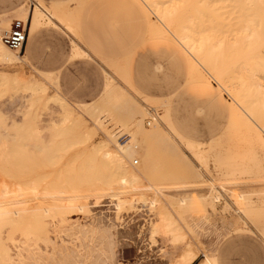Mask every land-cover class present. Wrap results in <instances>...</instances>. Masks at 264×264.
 <instances>
[{
	"label": "bare ground",
	"instance_id": "6f19581e",
	"mask_svg": "<svg viewBox=\"0 0 264 264\" xmlns=\"http://www.w3.org/2000/svg\"><path fill=\"white\" fill-rule=\"evenodd\" d=\"M139 1L147 13L154 16V22L148 26L153 33L169 37L183 50L189 64V75L205 81L201 71L207 72L240 108V111L233 109L234 113L231 112L233 116L235 114V119H232L236 120V125H231L237 127L235 129L247 148L242 153L226 157L214 156V165L220 167L226 165L228 160L237 163L258 158L259 151L264 154V139L259 133H264V0ZM61 7L59 4L46 6L39 1L22 8L17 19L26 23L27 37L28 32L39 27L55 26L54 20L71 33L76 28L72 26L77 9L69 8L63 12ZM11 25L8 26V20L0 18V66L15 69L12 73L0 70V89L19 88L30 92L28 106L32 108L45 89L34 77L26 78L22 72L25 67L34 71L22 56L24 47L20 51H12L3 44L2 37ZM81 55L80 48L72 41V57ZM113 86L111 80L106 78L103 95L97 101L85 105H72L58 95L50 98L60 105L62 114L59 123L50 125L48 141L41 140L42 130L36 126V115L30 114V109L24 111L21 126L12 124L9 127L0 116V264H46L47 257L54 264H121L116 257L122 221L120 212H137L135 204L140 202L152 212L161 200L167 202L170 210L160 206L155 212V219L148 222L149 243L156 245L162 239L173 246L184 244L185 249L172 264H193L196 261L197 253L186 243L187 234L186 231L183 233L182 225L190 230L185 221L189 214L198 213L202 219L211 220L217 214L218 205H221L220 195L210 191L184 196L185 190L203 186L205 180L201 174L192 182L183 180L170 184L164 182L163 185L153 184L149 179L155 171L153 149H170L178 156L176 144H181L194 161L203 167L206 166V158L199 148L203 144L184 140L174 131L169 121L167 100L160 101L164 109L161 115L156 111L155 116L148 113L153 122L147 121L149 129L143 126L144 114L139 118L131 117L128 125L120 121L112 114V109L124 99L126 93ZM244 116L251 124L247 123ZM110 127L114 130H110ZM122 134L126 135L124 143L119 141ZM97 135L99 139L93 141ZM72 149H75V154H71L74 155L70 156L63 169L57 170L55 180H48V183L40 186L36 174L38 179L32 177L30 183L20 184L16 181V173L21 174L26 166H32L33 152L38 151L40 154L38 157L37 154L33 156V160L36 161V157L44 158L47 164L54 165V159L62 158ZM26 159L30 166L23 164ZM136 160L141 161L139 168L134 166V162L138 163ZM246 164L240 172L243 177L255 173ZM37 172L40 173V170L34 173ZM234 172H229L232 178L228 181L244 182L233 183L239 188H232L234 190L230 197L239 214L230 224L234 229L232 231L241 233L247 231L240 226L241 215L255 207L264 208V187H260L261 180L258 182L259 189H255L251 184L257 180L249 177L233 179ZM257 172L263 173L264 167ZM47 174L45 181L50 175ZM257 193L263 194V197L255 200L253 196ZM107 196L112 204L116 202L118 206L115 224L97 221L91 212L90 199L98 205ZM228 208L229 205L223 203L221 211H227ZM73 216L81 217L82 221L79 218L72 220ZM260 217L263 218L264 214ZM48 226L54 229V239L49 236ZM261 233L264 236V229ZM15 234L24 240H15ZM56 241L60 244L57 245ZM48 247L50 254L46 252ZM200 264H216L214 255L207 256Z\"/></svg>",
	"mask_w": 264,
	"mask_h": 264
},
{
	"label": "rangeland",
	"instance_id": "374dc122",
	"mask_svg": "<svg viewBox=\"0 0 264 264\" xmlns=\"http://www.w3.org/2000/svg\"><path fill=\"white\" fill-rule=\"evenodd\" d=\"M44 2L47 6L64 2L65 4H62L61 7L63 12L68 11L69 8L77 9L72 26L77 29H73V32L70 33L54 20L55 26L41 31L34 47L26 56L34 71L25 67L22 72L26 78L34 77L35 81L43 85L45 91L42 93L43 95H39L40 100L36 101L32 108H29L30 92L24 90L23 92L19 88L18 90L1 88L0 116L3 121L5 120V125L9 127L12 124L21 126L24 122L23 115L27 112L26 109H30V114L36 115V126L42 130L41 140L48 141L50 125L59 123L60 114H62L60 105L50 98L58 95L73 104L92 102L98 98L105 77L111 80L115 89L117 87L126 93L124 99L112 109V114L127 125L130 123L131 117L139 118L144 114L146 117L143 119V126L145 129H149L148 122H152V117L148 116V113L153 116L156 113L161 115L164 109L161 107L160 101L168 98L170 120L175 130L185 138L203 144L199 148L206 158V166L201 167L195 162L181 144H176L178 156L173 154L170 149L159 150L156 148L153 149L155 171H153L151 179H148L153 184L161 185L162 183L163 185L164 182L170 184L183 182V180L192 182L195 177L201 174L205 180L204 187L189 188L183 192L184 196H195L214 191L221 198L217 214L212 216L211 220L208 219L209 221L202 219L198 213L186 215L185 221L190 230L185 225L188 233L183 225L182 229L183 233L185 234L186 231L187 234L185 235L186 243L197 253V259L193 264H200L207 256L213 255L217 264H264V236L261 233V230L264 229V217H260L264 214V208L257 207L256 209L255 207L241 215L240 226L247 229L246 232L235 233L232 231L234 229L230 222L237 218L239 213H236V207L233 205L234 200L230 196L234 190L232 188L235 190L239 188L233 183L238 184L243 180L229 182L232 178L229 177V172L235 170L233 179L249 177L257 180L255 184L258 186L254 187L255 184H251V187L255 189H259L261 180L260 187H264V180H262L264 172H257L264 167V154L259 151L258 158L254 157L237 163L234 160H228L226 165L220 167L214 165V156L226 157L233 153H242L247 148V144L242 143L243 138L235 129L237 128L234 126L236 125L235 114L234 116L231 114V112L234 113L233 109L240 111V108L228 93L211 79L207 72L201 71L205 81L197 76L189 75V64L185 53L169 37L153 33L148 24L154 22V16L147 13L139 0H80L79 2L77 0H44ZM75 2L84 4L79 5ZM34 4V0H0V17L5 21L8 20V26H10L15 20H19L13 19L15 14L12 11L16 6L30 7ZM214 6H218V4H214ZM3 15L5 16L3 17ZM71 40L76 43L82 53L78 58L71 55ZM21 51L24 56L27 51L26 44ZM10 67L0 66V70L8 73L14 72L15 69ZM117 91L115 90V92ZM244 117L247 119V123L251 124V121L246 116ZM231 123L235 124L231 125ZM161 124L165 128L166 125L163 122ZM110 130L113 131V127H110ZM259 133L264 139V133ZM94 138L93 141H97L99 136ZM125 139L126 135L122 134L119 137L120 143H124ZM58 141L60 142L61 139ZM74 150H70L62 158L54 159L55 162L52 160L55 164L51 163V166L46 163V159L37 158L40 156L38 151L33 152L35 153L33 156L37 154L36 161L39 159L38 162L32 159L33 156L29 157L28 153L29 159L32 160V166L29 167L32 171L26 172L29 169L26 166L24 173H16L18 177L16 181L20 184L30 183L34 177L36 178V174L39 177L38 184L40 186L48 183V180L49 182L55 180L58 169L64 168L65 163L71 159L70 156L75 154ZM72 153L74 154L71 155ZM24 161L26 162L27 159ZM33 161L38 165L34 166ZM136 161L138 163L134 162V166L139 168L141 161ZM25 162L24 165L30 166L29 161ZM245 164L255 173L243 177L240 172ZM36 170H40V173H34ZM42 174L45 176L47 174L50 178L47 176V181H45L46 178ZM30 179L32 180L30 181ZM261 197L263 194L257 193L253 199ZM223 203L229 205L228 210L224 212L221 211ZM89 205L97 221L116 223L115 216L118 206L116 202L112 204L108 196L104 197L98 205L93 199H90ZM135 206L138 207L137 212L123 211L119 214L122 221L120 220L121 224L119 225V229H121L119 230V243L116 244L117 261L121 264H172L185 249L184 244L173 246L167 240L160 239L156 245H152L148 239V222L155 219V212L160 209V206L169 209L167 202L161 200L158 206H154L155 210L152 212L143 207L144 203H136ZM77 218L82 221L79 216H73L72 220ZM48 229L50 238L54 239V229H51L50 226ZM3 237L5 238L6 234ZM22 238L19 234L14 236L17 241H23ZM59 244L58 241L57 245ZM40 247L44 249L43 245ZM46 252L50 254V247L46 248ZM53 262L51 258L47 257L46 264H54Z\"/></svg>",
	"mask_w": 264,
	"mask_h": 264
},
{
	"label": "crops",
	"instance_id": "0c3cea01",
	"mask_svg": "<svg viewBox=\"0 0 264 264\" xmlns=\"http://www.w3.org/2000/svg\"><path fill=\"white\" fill-rule=\"evenodd\" d=\"M24 1H29V0H24ZM34 1H35V3H38V2L40 1V2H42L43 4H45L44 0H34ZM53 4H55V3H53ZM62 4H65V3L62 2V3L59 4V5H62ZM25 5H26V4H25ZM25 5H18V6L15 7V9H13L12 13L15 14V16H14L15 18L13 17L14 20L17 19L18 13L20 12V10H21L22 8L25 7ZM45 5H46V4H45ZM51 5H52V4H51ZM46 6H47V5H46ZM4 16H5V15H3V17H4ZM146 16H147V15H146ZM0 18H2V17H0ZM10 21H12V20H10ZM148 25H149V24H148ZM49 27H52V26H42V27H39V28L35 29V30L32 31V32H28V37H27V40H26V49H27V51H26L25 55L23 56L27 63H28V58H27L26 56H28V55H27L28 52L30 51L31 48L34 47V44H35V42L38 40V37H39V34L41 33V31L44 30V29H46V28H49ZM71 55H72V40H71ZM187 63H188V60H187ZM28 65L30 66L29 63H28ZM30 68L33 69L32 66H30ZM33 70H34V69H33ZM105 88H106V77H105V80H104V83H103V86H102V90H101V92L99 93V96H98V98H97L96 100H94V101H92V102H89V103H74V104H73V103H70V104H72V105H85V104L93 103V102L97 101V100L103 95V93H104V91H105ZM163 100H167V101H168V116H169L170 124H171V126L173 127L174 131H175V132H176L181 138H183L184 140L191 141V142H194V143H199V142L193 141V140H191V139H189V138H185L183 135L179 134V133L175 130V128H174V126H173V123H172L171 120H170V113H169V100H168V98L163 99ZM199 144H201V143H199ZM242 233H243V232H242ZM215 263H216V261H215ZM216 264H217V263H216Z\"/></svg>",
	"mask_w": 264,
	"mask_h": 264
},
{
	"label": "built area",
	"instance_id": "2783aa9c",
	"mask_svg": "<svg viewBox=\"0 0 264 264\" xmlns=\"http://www.w3.org/2000/svg\"><path fill=\"white\" fill-rule=\"evenodd\" d=\"M27 38L26 23L15 20L9 31L2 37L3 44L12 51H20L25 44Z\"/></svg>",
	"mask_w": 264,
	"mask_h": 264
}]
</instances>
